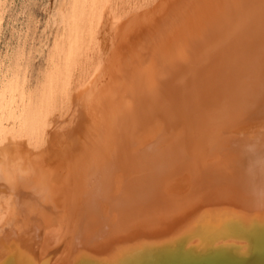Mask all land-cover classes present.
Listing matches in <instances>:
<instances>
[{
    "label": "bare ground",
    "instance_id": "1",
    "mask_svg": "<svg viewBox=\"0 0 264 264\" xmlns=\"http://www.w3.org/2000/svg\"><path fill=\"white\" fill-rule=\"evenodd\" d=\"M108 2L62 0L41 90L0 87L33 172L0 184V264H264V0Z\"/></svg>",
    "mask_w": 264,
    "mask_h": 264
},
{
    "label": "rangeland",
    "instance_id": "2",
    "mask_svg": "<svg viewBox=\"0 0 264 264\" xmlns=\"http://www.w3.org/2000/svg\"><path fill=\"white\" fill-rule=\"evenodd\" d=\"M116 1L115 3L114 0H107L110 4L112 2L111 10L114 13L118 12L115 11L117 10L116 7H119L121 10L120 7L122 6H118L119 4H123L122 9L132 8L131 5L134 8L136 5H140L141 3L144 4L143 2L146 0H137L136 5H134L136 3L135 0L131 2H129L130 0L128 2L126 0L123 2L122 0ZM60 2L62 3V0H0V87L8 83L15 75L19 77L20 85L19 89L14 93V106L19 107L23 105L22 101L27 103L33 91H35L33 95L36 94V92L38 93L42 88V83H44L45 75L50 70L51 57L49 52L52 51V45L61 29L59 23L54 21V15L56 16V12L60 8ZM115 4L118 5L115 6ZM83 38L84 37H82V39ZM83 47L84 48L79 50L80 56L78 53L81 69L79 67L74 69L73 80L81 76V74L78 73L83 69L84 64H87L86 60L90 61L97 51L92 48L95 52L91 50L93 52V54H91L90 46L84 45ZM81 54H86L88 57L85 56L86 59L83 60L84 55H82V57ZM80 57H82V59ZM75 76L78 77L74 78ZM7 96H9V94H7ZM9 98L10 96L7 97V99ZM75 248L77 250L79 247L76 246ZM82 249L83 248H79L78 250ZM85 252L87 254V251L84 250L83 253ZM88 261L91 263L93 262V260L86 258L84 254L77 253L74 257V264H88Z\"/></svg>",
    "mask_w": 264,
    "mask_h": 264
},
{
    "label": "clouds",
    "instance_id": "3",
    "mask_svg": "<svg viewBox=\"0 0 264 264\" xmlns=\"http://www.w3.org/2000/svg\"><path fill=\"white\" fill-rule=\"evenodd\" d=\"M32 175L30 166L4 150L3 142H0V184L13 187L20 184L22 180L30 179ZM4 223L0 221V225Z\"/></svg>",
    "mask_w": 264,
    "mask_h": 264
}]
</instances>
